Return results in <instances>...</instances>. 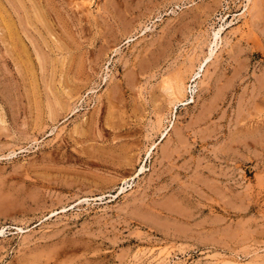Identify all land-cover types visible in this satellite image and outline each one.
<instances>
[{
	"label": "rangeland",
	"instance_id": "obj_1",
	"mask_svg": "<svg viewBox=\"0 0 264 264\" xmlns=\"http://www.w3.org/2000/svg\"><path fill=\"white\" fill-rule=\"evenodd\" d=\"M0 264H264V0H0Z\"/></svg>",
	"mask_w": 264,
	"mask_h": 264
},
{
	"label": "bare ground",
	"instance_id": "obj_2",
	"mask_svg": "<svg viewBox=\"0 0 264 264\" xmlns=\"http://www.w3.org/2000/svg\"><path fill=\"white\" fill-rule=\"evenodd\" d=\"M218 34H216V36ZM204 66H202L200 68L202 69ZM193 81H195V79H193ZM186 86H185V77L181 73H176V74L170 76L168 79H166L165 84H164V89H165L166 92L167 91H171L170 92V96H169V103H170V105H174L175 106L178 102H180L182 100V96H183V94H185L184 93V90H185V87Z\"/></svg>",
	"mask_w": 264,
	"mask_h": 264
},
{
	"label": "built area",
	"instance_id": "obj_3",
	"mask_svg": "<svg viewBox=\"0 0 264 264\" xmlns=\"http://www.w3.org/2000/svg\"><path fill=\"white\" fill-rule=\"evenodd\" d=\"M190 95L192 96L193 94H195V87L192 88V90L189 92Z\"/></svg>",
	"mask_w": 264,
	"mask_h": 264
}]
</instances>
